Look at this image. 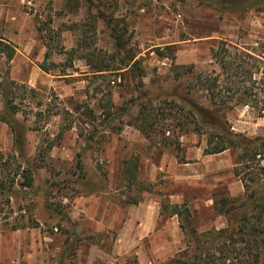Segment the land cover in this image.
Listing matches in <instances>:
<instances>
[{"label": "rangeland", "instance_id": "1", "mask_svg": "<svg viewBox=\"0 0 264 264\" xmlns=\"http://www.w3.org/2000/svg\"><path fill=\"white\" fill-rule=\"evenodd\" d=\"M0 42V264H165L185 248L173 205L198 233L227 226L214 200L243 196L236 152L204 155L170 117L136 124L165 112L176 67L218 71L219 42L263 58L264 0H0ZM226 118L264 135L249 107Z\"/></svg>", "mask_w": 264, "mask_h": 264}, {"label": "trees", "instance_id": "2", "mask_svg": "<svg viewBox=\"0 0 264 264\" xmlns=\"http://www.w3.org/2000/svg\"><path fill=\"white\" fill-rule=\"evenodd\" d=\"M44 32V30L39 29ZM0 54H5L11 62L15 50L0 42ZM229 51L225 42H219L211 50V59L218 71H195L194 66L176 67V85L166 95L172 101L165 103L166 109L141 107L142 122L136 124L139 130L150 132L159 119L175 121L179 130L192 132L205 137L204 155H215L227 150L236 152L234 175L244 190L239 198L214 200L219 213L225 216L227 226L198 233L189 219L190 213L185 205L172 206V213L179 217V227L185 240V248L165 264H264V135L248 138L235 133L226 115L238 106L249 107L264 116V88L256 87L253 81L256 74L264 75L257 65L250 61H264L259 55L234 48ZM48 56L47 52L45 58ZM120 54L117 55L119 57ZM130 57V59L132 60ZM124 66L128 61L120 58ZM264 66V65H263ZM38 68L49 73L50 68L40 64ZM179 69H184L183 72ZM119 68H95V72L119 71ZM182 77H188L181 84ZM0 88L4 83L1 81ZM259 84H264L261 78ZM10 83L14 84L13 81ZM8 106L10 101H7ZM9 109L16 111L14 106ZM159 116V117H158ZM165 137V136H164ZM167 137V136H166ZM132 177V172H125ZM26 184L32 185L31 178L23 175ZM5 186L0 184V193ZM166 208V206H164Z\"/></svg>", "mask_w": 264, "mask_h": 264}, {"label": "crops", "instance_id": "3", "mask_svg": "<svg viewBox=\"0 0 264 264\" xmlns=\"http://www.w3.org/2000/svg\"><path fill=\"white\" fill-rule=\"evenodd\" d=\"M12 62H14V59ZM26 83L29 85L30 88H33V89H35V87L38 86L37 84L33 85L30 80H27ZM53 89H55V88H53Z\"/></svg>", "mask_w": 264, "mask_h": 264}]
</instances>
